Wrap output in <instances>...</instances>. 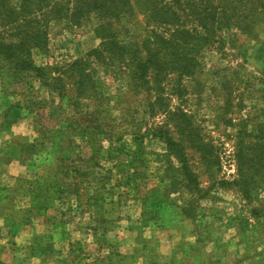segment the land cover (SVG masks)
Instances as JSON below:
<instances>
[{
  "label": "rangeland",
  "instance_id": "374dc122",
  "mask_svg": "<svg viewBox=\"0 0 264 264\" xmlns=\"http://www.w3.org/2000/svg\"><path fill=\"white\" fill-rule=\"evenodd\" d=\"M24 2L0 0V132L10 135L13 158L43 195L34 213L72 210L69 219L86 232L67 261L264 264V14L249 31L223 30L200 52L194 75L181 79V90L178 73L169 72L167 106L152 112V93L122 62L91 54L103 41L98 12L83 21L45 20V46H18L26 41ZM120 23L121 40L163 30L139 7ZM66 64L73 67L64 74ZM182 111L189 136L180 130ZM166 124L173 142L200 138L209 146L188 143L192 183L177 171V148L161 138ZM89 238L98 251L83 261ZM16 252L1 245L0 264H15Z\"/></svg>",
  "mask_w": 264,
  "mask_h": 264
},
{
  "label": "trees",
  "instance_id": "16d2710c",
  "mask_svg": "<svg viewBox=\"0 0 264 264\" xmlns=\"http://www.w3.org/2000/svg\"><path fill=\"white\" fill-rule=\"evenodd\" d=\"M134 7L145 10L146 16L154 26H161L163 30L152 28L147 30L145 36L133 34L129 39H119L118 30L120 17L125 13L134 12ZM25 10L29 11L26 12ZM26 25L25 42L19 41L18 46L26 45L33 48L45 46L47 32L43 29V21L59 18H69L75 21L80 18L87 20L89 12L99 13V25L96 33L103 37L101 45L93 49L92 55L101 57L100 54H107L110 58L122 62L121 66L126 72L132 74L137 84L146 87L151 92L149 106L152 112L159 111L162 106H167L162 92L165 90L164 80L169 72L178 73L176 84L180 89L181 79L184 76L192 77L195 69L200 65L198 57L200 52L212 42L220 38L223 30H230L233 27L249 31L261 16L264 14V0H25L23 10ZM39 12V13H38ZM21 13V14H22ZM42 14L43 19L38 15ZM119 23V24H118ZM3 43L0 42V52ZM7 49L12 52V44H7ZM17 65V61H15ZM31 65H33L31 63ZM17 67V66H16ZM67 70L72 71L73 65L66 64ZM41 70L40 67L37 68ZM186 113L181 119L186 122ZM186 128H180L181 132L192 134L191 125L186 122ZM165 127V126H161ZM167 129L160 128L161 138L165 142L177 148L180 153V167L177 171L185 172L188 182L197 180V175L189 170L186 159V149L188 143L196 149L209 148L208 144H203L202 140L188 141L185 139L172 141ZM164 134V135H163ZM167 171H170L168 161H164ZM176 171V169H174ZM172 178V177H171ZM44 182V180H38ZM172 181V180H171ZM34 183L29 182L28 193H20V188L16 189V194H33ZM37 184V183H36ZM40 185V184H39ZM36 196V195H34ZM0 214H10L3 208ZM8 209V208H7ZM12 209V208H10ZM157 213V220H160L162 212ZM165 222L156 221V225Z\"/></svg>",
  "mask_w": 264,
  "mask_h": 264
},
{
  "label": "crops",
  "instance_id": "0c3cea01",
  "mask_svg": "<svg viewBox=\"0 0 264 264\" xmlns=\"http://www.w3.org/2000/svg\"><path fill=\"white\" fill-rule=\"evenodd\" d=\"M6 137L8 138L6 143L2 142ZM6 137L0 132V156H2L0 157V212L5 208L7 211L10 210V214H0V246L16 247L15 264H25V261H28V264H73L67 261V254L75 249L80 240H83L86 232L69 219V213H74L72 210L65 214L61 213L58 206H49L40 213H34L41 211L34 207L37 197L40 196V199L43 197L40 191L21 196L16 194L18 187L29 186L31 178L23 174L26 172L20 169L21 166H18L19 163L13 158L15 155L12 153L14 149H12V139L10 135ZM6 144L7 148L4 147ZM43 183L35 181L37 186ZM56 201L61 202V199ZM27 212L31 215L25 214ZM88 241L89 251L83 253V261L89 260L88 257H91L95 250L98 251L96 248L99 245L92 242L91 238ZM29 245H33V254L26 252Z\"/></svg>",
  "mask_w": 264,
  "mask_h": 264
}]
</instances>
